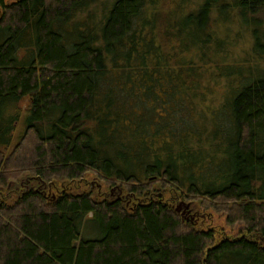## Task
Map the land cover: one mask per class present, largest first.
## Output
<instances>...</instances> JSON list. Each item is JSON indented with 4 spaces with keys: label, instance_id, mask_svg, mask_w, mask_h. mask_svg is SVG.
<instances>
[{
    "label": "trees",
    "instance_id": "16d2710c",
    "mask_svg": "<svg viewBox=\"0 0 264 264\" xmlns=\"http://www.w3.org/2000/svg\"><path fill=\"white\" fill-rule=\"evenodd\" d=\"M96 3L0 0V264H264V0L180 4L167 21L149 0ZM234 20L251 46L218 63ZM213 79L233 82L215 107ZM88 173L141 202L57 189ZM168 196L219 203L256 239L217 241Z\"/></svg>",
    "mask_w": 264,
    "mask_h": 264
},
{
    "label": "rangeland",
    "instance_id": "374dc122",
    "mask_svg": "<svg viewBox=\"0 0 264 264\" xmlns=\"http://www.w3.org/2000/svg\"><path fill=\"white\" fill-rule=\"evenodd\" d=\"M7 3H10L14 0H4ZM16 1V0H15ZM112 2L113 0H98V3L93 5V9L99 10L100 4L103 5L106 2ZM152 2V9L151 11L155 14V18L157 20L163 19L166 20L169 17V14L173 12L176 8L177 10L181 9L180 7L184 6V9H194L196 8L203 0H149ZM181 4V5H180ZM180 5V7H179ZM183 5V6H182ZM149 12V11H148ZM97 13H100L97 11ZM172 22V19L169 20ZM157 27H161V25L157 22ZM162 28V27H161ZM223 33L220 35V43L222 44L221 51H224V54L220 57H215L216 62L226 63L228 64H236L239 63L240 59L243 58L245 55L244 52L248 51V48L251 46L252 38L250 32L247 29H243L241 23L237 20L232 21L231 23L228 22L226 25V29L220 28ZM163 30V29H162ZM157 39L163 41L162 35L157 34ZM164 39V46L167 45ZM213 57L212 55H207V58ZM198 62V61H197ZM211 65V63H210ZM233 82L230 80L223 81V84L218 82L215 83L214 79L207 82L208 87V94L206 97L204 96L205 102L213 104V107L217 106L220 101L222 100L223 96L225 95V91L232 86ZM228 85V86H227ZM27 100L22 103V109H26ZM202 107V106H201ZM223 116V115H222ZM200 119V120H199ZM23 118L21 117L16 124V131H15V139L20 136L21 133V121ZM198 127L200 128L203 133L205 132V137L201 142V147L205 150H209V147L215 146L216 143L219 145L217 139L211 142V139H208L210 136V132L212 129L213 120H210L200 114L198 117ZM209 133V134H208ZM17 137V138H16ZM160 139H164V129L160 134ZM200 147V145H199ZM26 176L30 175L29 173H24ZM24 175V176H25ZM129 187L126 185H121L118 183H106L105 180L99 175L94 173H88L84 176V178L72 181V182H63V184H59L57 189H67L70 191L76 192H86V191H93L97 194V190L100 194L106 193L107 196L110 195V198L113 200L121 199L123 203L129 202L131 203L130 207H133L134 204H138L141 202V199L138 198L134 199V196H131V193L128 189ZM171 195V194H170ZM176 195V194H174ZM173 197H166V201L170 202L174 208L181 214L182 217H186L187 222H191L193 227L197 230L202 231H213L215 238L217 241L223 238H246L248 240L256 239L254 235H247L244 225L242 224H234L230 225L226 222V215L218 212L214 205L219 206V203H212V202H204V199H195L191 201L186 200H178L174 201L171 199ZM101 199V198H100ZM130 199V201H128ZM164 202V201H163ZM214 204V205H213Z\"/></svg>",
    "mask_w": 264,
    "mask_h": 264
}]
</instances>
